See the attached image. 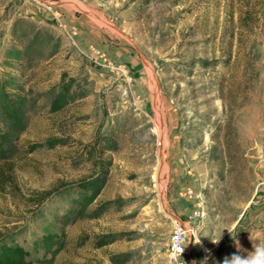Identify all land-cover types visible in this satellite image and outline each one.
I'll return each mask as SVG.
<instances>
[{
	"label": "rangeland",
	"instance_id": "obj_1",
	"mask_svg": "<svg viewBox=\"0 0 264 264\" xmlns=\"http://www.w3.org/2000/svg\"><path fill=\"white\" fill-rule=\"evenodd\" d=\"M4 106L21 124L0 264H224L264 244V0H0L3 131Z\"/></svg>",
	"mask_w": 264,
	"mask_h": 264
},
{
	"label": "trees",
	"instance_id": "obj_2",
	"mask_svg": "<svg viewBox=\"0 0 264 264\" xmlns=\"http://www.w3.org/2000/svg\"><path fill=\"white\" fill-rule=\"evenodd\" d=\"M6 109L3 111V121L7 124L6 130H0V190L5 191L10 189L11 191L16 190V185L14 184L12 169L13 165L11 162V148L13 143L10 142L11 136L17 133L19 130V125L21 123H16L14 118V113L10 106H4ZM1 114V112H0Z\"/></svg>",
	"mask_w": 264,
	"mask_h": 264
},
{
	"label": "crops",
	"instance_id": "obj_3",
	"mask_svg": "<svg viewBox=\"0 0 264 264\" xmlns=\"http://www.w3.org/2000/svg\"><path fill=\"white\" fill-rule=\"evenodd\" d=\"M94 47L99 51L105 53L108 56L107 58L109 62H113L119 65L125 63L128 67L133 68V71H135V73H138L139 76L144 73V67H142L143 65H145L144 62H139L138 60L134 59L127 46H114L108 41H105L101 43V46L98 44V46L96 45Z\"/></svg>",
	"mask_w": 264,
	"mask_h": 264
},
{
	"label": "built area",
	"instance_id": "obj_4",
	"mask_svg": "<svg viewBox=\"0 0 264 264\" xmlns=\"http://www.w3.org/2000/svg\"><path fill=\"white\" fill-rule=\"evenodd\" d=\"M186 227L183 224L177 223L173 227L172 233L170 235L169 249L172 256L175 259L183 260L184 263H188L190 259L189 249L186 244ZM177 248L182 251H177Z\"/></svg>",
	"mask_w": 264,
	"mask_h": 264
},
{
	"label": "clouds",
	"instance_id": "obj_5",
	"mask_svg": "<svg viewBox=\"0 0 264 264\" xmlns=\"http://www.w3.org/2000/svg\"><path fill=\"white\" fill-rule=\"evenodd\" d=\"M254 251L250 252L246 258L233 255L231 259L225 258L224 264H264V244L253 245ZM177 251H182L177 248Z\"/></svg>",
	"mask_w": 264,
	"mask_h": 264
}]
</instances>
